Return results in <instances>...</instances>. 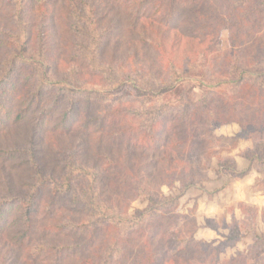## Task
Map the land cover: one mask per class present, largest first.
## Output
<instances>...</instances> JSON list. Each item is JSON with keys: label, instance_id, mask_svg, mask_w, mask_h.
Here are the masks:
<instances>
[{"label": "trees", "instance_id": "obj_1", "mask_svg": "<svg viewBox=\"0 0 264 264\" xmlns=\"http://www.w3.org/2000/svg\"><path fill=\"white\" fill-rule=\"evenodd\" d=\"M0 17V264H264L258 210L224 260L237 230L205 249L177 219L212 127L251 143L218 173L264 174V0H0Z\"/></svg>", "mask_w": 264, "mask_h": 264}, {"label": "rangeland", "instance_id": "obj_2", "mask_svg": "<svg viewBox=\"0 0 264 264\" xmlns=\"http://www.w3.org/2000/svg\"><path fill=\"white\" fill-rule=\"evenodd\" d=\"M0 22L3 19L0 17ZM227 39V33L223 34ZM190 76V75H189ZM193 83L188 84V92L194 100L199 97L200 91L192 89ZM208 134L209 155L196 161L192 171L184 172L181 168V179L185 175H192L196 179L194 187L185 191L181 198V206L177 212L179 226L188 233H193L197 242L204 245L205 249L216 245L223 240L230 231L237 230L242 239L235 248H230L221 258L229 259L237 252H242L251 244V232L247 226V216L242 206H248L258 210V218L255 230L264 232V174L252 171L241 179L233 178L228 173H218V160L233 158L239 171L247 169L248 163L242 157L243 152L251 146L250 142L237 141L235 136L239 132V126L231 124L221 128L212 127ZM161 191L166 195H178L179 183L173 188L163 187ZM146 203L133 202L132 212L144 209ZM260 252L252 264L259 262ZM215 264V263H211Z\"/></svg>", "mask_w": 264, "mask_h": 264}]
</instances>
